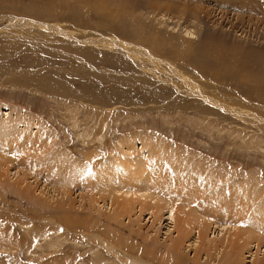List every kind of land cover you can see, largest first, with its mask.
I'll list each match as a JSON object with an SVG mask.
<instances>
[{"label":"rangeland","instance_id":"1","mask_svg":"<svg viewBox=\"0 0 264 264\" xmlns=\"http://www.w3.org/2000/svg\"><path fill=\"white\" fill-rule=\"evenodd\" d=\"M0 144V264H256L264 0H0Z\"/></svg>","mask_w":264,"mask_h":264},{"label":"bare ground","instance_id":"2","mask_svg":"<svg viewBox=\"0 0 264 264\" xmlns=\"http://www.w3.org/2000/svg\"><path fill=\"white\" fill-rule=\"evenodd\" d=\"M190 32V31H189ZM191 33V32H190ZM187 35H188V33H187ZM189 36V35H188ZM107 45V44H106ZM11 138V137H10ZM13 141L14 142V144H16V143H18V138L17 137H13V138H11V139H8V141ZM145 140V139H144ZM2 146H3V144H0V150H1V148H2ZM22 147H24V144L22 145ZM144 156L145 155H143V154H140V158L143 160V158H144ZM0 159H2V157L0 156ZM140 159V160H141ZM146 159V158H145ZM142 165H144V163H141ZM144 167V166H143ZM0 168H1V164H0ZM230 213V212H229ZM240 215H241V213H240V211L239 212H237L236 213V217H234V219L236 220V219H238L239 217H240ZM231 221L233 222V218L231 219ZM200 231V232H199ZM204 232H203V228H202V230H198V235H200L201 236V239H203V237H202V234H203ZM200 238V237H199ZM205 239V238H204ZM179 246H180V243L179 242H176L175 244H174V247H172V249L175 251V252H177L178 250H179ZM240 250H242L241 248H240ZM240 250H238V251H231V252H229V259H228V264H236L237 262H239V257L241 256V252H240ZM240 255V256H239ZM227 257H228V255H227ZM256 264H264V252L262 253V256L257 260V262H256Z\"/></svg>","mask_w":264,"mask_h":264}]
</instances>
